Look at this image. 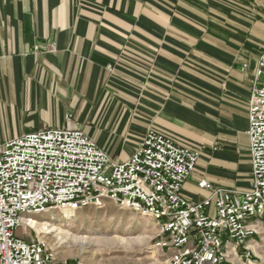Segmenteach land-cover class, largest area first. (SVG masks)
Listing matches in <instances>:
<instances>
[{"label": "crops", "instance_id": "crops-1", "mask_svg": "<svg viewBox=\"0 0 264 264\" xmlns=\"http://www.w3.org/2000/svg\"><path fill=\"white\" fill-rule=\"evenodd\" d=\"M263 48L264 14L244 0H0V139L63 128L69 115L124 162L153 129L199 152L188 200L210 196L202 180L249 191Z\"/></svg>", "mask_w": 264, "mask_h": 264}, {"label": "built area", "instance_id": "built-area-1", "mask_svg": "<svg viewBox=\"0 0 264 264\" xmlns=\"http://www.w3.org/2000/svg\"><path fill=\"white\" fill-rule=\"evenodd\" d=\"M54 51V45L46 50ZM250 83L251 188H213L202 180L198 186L210 196L201 202L182 194L199 152L153 129L124 162L113 161L73 128L69 115L63 128L0 139V264H85L58 259L44 241L25 240L17 230L51 210L77 213L107 201L156 223V245L170 251L167 264H226L228 251L247 250L246 241L264 218V48Z\"/></svg>", "mask_w": 264, "mask_h": 264}, {"label": "rangeland", "instance_id": "rangeland-1", "mask_svg": "<svg viewBox=\"0 0 264 264\" xmlns=\"http://www.w3.org/2000/svg\"><path fill=\"white\" fill-rule=\"evenodd\" d=\"M264 14V0H244ZM51 210L32 217L41 226L23 225L17 235L25 240L39 238L55 257L85 264H167L170 251L157 247L158 226L149 217L120 208L110 201L103 208L88 207L71 220ZM42 224V225H41ZM96 233H89L91 230ZM52 230V231H51ZM50 231V232H49ZM61 239V240H60ZM247 250L236 247L228 251L226 264H264V218L257 233L249 238Z\"/></svg>", "mask_w": 264, "mask_h": 264}, {"label": "bare ground", "instance_id": "bare-ground-1", "mask_svg": "<svg viewBox=\"0 0 264 264\" xmlns=\"http://www.w3.org/2000/svg\"><path fill=\"white\" fill-rule=\"evenodd\" d=\"M64 216V220H71L73 218H75L77 216V213H66L63 215ZM24 225L29 226L31 229H35V228H40L42 230V232L46 231L45 230V226H41L38 224V222L36 220H34L33 218H29L25 221ZM42 225V224H41ZM52 231V230H51ZM98 230H91L89 231V233H96ZM47 232V231H46ZM50 232V231H49ZM61 240V239H60Z\"/></svg>", "mask_w": 264, "mask_h": 264}]
</instances>
